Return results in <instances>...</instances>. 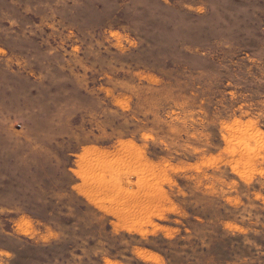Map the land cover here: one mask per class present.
<instances>
[{"label": "rangeland", "instance_id": "374dc122", "mask_svg": "<svg viewBox=\"0 0 264 264\" xmlns=\"http://www.w3.org/2000/svg\"><path fill=\"white\" fill-rule=\"evenodd\" d=\"M0 264H264V0H0Z\"/></svg>", "mask_w": 264, "mask_h": 264}]
</instances>
